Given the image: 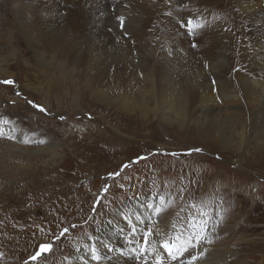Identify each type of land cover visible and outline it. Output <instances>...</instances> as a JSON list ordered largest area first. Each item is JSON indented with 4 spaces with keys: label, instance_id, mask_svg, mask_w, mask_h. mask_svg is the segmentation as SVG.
Segmentation results:
<instances>
[{
    "label": "rangeland",
    "instance_id": "1",
    "mask_svg": "<svg viewBox=\"0 0 264 264\" xmlns=\"http://www.w3.org/2000/svg\"><path fill=\"white\" fill-rule=\"evenodd\" d=\"M9 3L0 0V34L12 36L15 20ZM188 4L184 2L180 11L187 10ZM224 9L219 1L192 10L189 16L202 11L218 23L225 21ZM66 11L62 14L68 17L70 10ZM165 16L153 22L164 30ZM207 20L203 17L200 26ZM151 28L145 31L150 36L141 40L147 38V44L157 46ZM223 29L231 32L229 27ZM118 30L122 32L123 27ZM129 37L124 35L126 40ZM130 44L139 49L133 41ZM18 46L0 43V58L10 50L23 53L21 60H5L0 67V81H14L0 83V264H70L74 251L92 257V264L99 263L93 259L96 251L134 264L137 254L128 253L133 247L123 255L108 248L98 239V227L110 225L123 238L131 231L151 232L144 252L149 257L161 238L154 235L157 221L168 225L166 242L173 250L182 238L192 249L197 244L194 235H201L192 251L177 248L174 256L183 258V264L209 246L214 254L229 249L236 256L242 252V259L252 264L264 263V99H260L259 116H253L254 107L241 90L233 91V101L207 93L214 99L208 112L217 118L216 132L198 102L184 110L183 121L156 104L160 86L154 62L146 72L141 70L143 76H137V69L127 78L112 77L98 86L82 75L76 61L65 58L60 72L42 70L26 46ZM230 70L232 75L238 68ZM100 90L112 98L138 94L143 100L141 106L128 109L108 107L97 100L95 91ZM29 101L42 105L47 113ZM236 115L233 125L223 122ZM252 128L255 139L250 137ZM37 153L45 155L40 159ZM49 153L56 157L50 158ZM116 172L119 175L110 176ZM65 228L67 233L59 236ZM201 228L207 231L200 232ZM222 228L224 236L219 235ZM141 242L130 246L142 250ZM41 243H52V251L33 261Z\"/></svg>",
    "mask_w": 264,
    "mask_h": 264
},
{
    "label": "bare ground",
    "instance_id": "2",
    "mask_svg": "<svg viewBox=\"0 0 264 264\" xmlns=\"http://www.w3.org/2000/svg\"><path fill=\"white\" fill-rule=\"evenodd\" d=\"M219 1L225 7V21L215 23L214 18L202 11L201 15L197 12L195 16H189L192 10L212 5L214 2L219 3ZM9 2V5H13L15 32L12 36L5 32L0 34V43L9 47L13 44L17 47L24 44L29 57L42 70L53 69L52 71L60 72L62 62L66 58L76 61L78 66L81 65L82 75L90 77L89 79L99 86L112 77L127 78V75H132L137 69L140 70L137 76H143L150 64L154 62L157 66L156 72L160 86L156 104L163 109H170L178 120L183 121L184 110L198 102L202 104L199 110L201 109L202 113L204 111L208 113L203 115L212 120L211 128L216 132L219 130L215 128L217 118L212 117L209 113L211 111L208 112L214 99H209L207 93H216L215 95L221 100L233 101L235 100L233 91L241 90L243 97L247 98L254 107L255 115L253 116H259L258 110L263 109L260 99H264V0H210L208 3H205V0H202V3L198 0H165V2L164 0H9ZM184 2H188L190 6L181 12L179 8L183 7ZM66 9L70 10L68 17L62 14V11ZM164 14L167 16L164 18L166 30L153 23ZM230 14L234 17L233 19H230ZM120 17L124 18L123 25ZM203 17L209 20L202 26L196 27ZM189 19L193 21L191 33L187 30ZM2 25L3 22H0V26ZM149 26H152L151 33L156 34L155 43L158 42L157 46H162V49L159 48L160 46L150 45L151 42L147 44V38L141 40L148 35L149 32L145 33V31ZM222 26L229 27L231 32L227 33ZM120 27H123L122 32L118 30ZM108 28L111 29L110 33L107 31ZM181 28L184 33H181ZM128 34H130L127 38L129 41L124 38V35L128 36ZM73 35H76L74 36L76 40L72 38ZM244 38L247 39L246 42H243ZM239 40L240 42L237 43ZM131 41L139 48L138 50L134 48L135 46H131ZM193 44L202 45L203 48L200 47L202 50L193 48ZM140 47L144 48L140 49ZM22 57L21 51L10 50L3 58H0V67L5 60H21ZM134 61L137 65L133 64ZM232 67H237L238 70L231 75ZM113 68L120 71H110ZM133 82L138 85V78H134ZM95 92H98V102L108 107L116 105L128 109L136 104L141 106L143 100L138 94L133 98L130 96L129 98H112L101 90ZM201 116L199 117L202 118ZM237 118L236 115L223 122L233 125ZM260 118L263 119V117ZM252 132L253 128L250 130V137L255 139L256 135L253 133L254 136H252ZM237 137L241 138V135L238 134ZM35 155L41 159L45 154ZM48 156L54 158L56 154L49 153ZM157 224L158 227H156ZM157 224L155 227L158 228V233L154 231V235L161 238L156 248L149 252L151 253L149 257L139 247L138 249L130 246L132 242L142 241L143 243L145 236L143 232L138 231L135 234V231H131L132 234L123 238L116 236L114 227L101 224L97 229V236L108 248H114L122 255L128 248L130 250L133 247V250L128 253L137 254L134 264H183V258L174 256L177 248L180 246L182 247V249L179 248L180 251H186L185 249L192 251L195 247L190 249L187 241L181 237L182 240L178 241L179 246L173 250L172 257H169L161 247L166 243V238L170 239L169 227L163 222L157 221ZM180 234L182 235L183 231ZM219 235L224 236L223 228ZM217 237L210 239L215 240ZM209 247L200 251L204 253V258L198 260L196 264H252L242 259L243 255H240L242 253L240 251L236 252L237 256L229 249L214 254L215 250L211 248L212 251H209ZM93 259L99 260L97 264H125L115 256L106 253L101 255L97 251L93 254ZM71 260L70 264H92V257H87L83 252L74 251Z\"/></svg>",
    "mask_w": 264,
    "mask_h": 264
},
{
    "label": "snow or ice",
    "instance_id": "3",
    "mask_svg": "<svg viewBox=\"0 0 264 264\" xmlns=\"http://www.w3.org/2000/svg\"><path fill=\"white\" fill-rule=\"evenodd\" d=\"M121 20V24L123 25V17H120L119 18ZM192 24H193V21L191 19H189L187 21V30L189 33H191L193 31V28H192ZM196 27H200L199 24L196 25ZM0 83H4V84H8V85H11V84H14V81H11V80H5V81H0ZM30 104H32V106L34 108H36L39 112L41 113H47V109L45 107H43L42 105H37V104H34L32 101H29ZM61 119H63V117H61ZM13 137H9V139H12ZM196 151H199V149H197ZM124 167H127V165H124ZM119 175L118 172L116 173H111L110 176H117ZM68 231L67 228H65L63 230L62 233L59 234V236H63L64 234H66ZM207 229L206 228H201L200 229V232H206ZM148 235H151V232H148L145 234L144 238H143V249H142V252H147V246H148ZM59 236L57 238H59ZM195 240L197 242L196 245H194V247H198L199 245V242L201 240V235L199 233H197L195 235ZM52 243H48V244H44V243H41L37 249V251L33 254L32 256V260L35 261L37 260L39 257L41 256H46L48 253H50L52 251ZM161 247L168 253L169 256H172L173 255V247L171 244L169 243H164L163 245H161ZM187 250V249H185ZM204 258V253L203 252H199L198 254L196 255H191L189 261H188V264H196V262L198 260H201Z\"/></svg>",
    "mask_w": 264,
    "mask_h": 264
}]
</instances>
